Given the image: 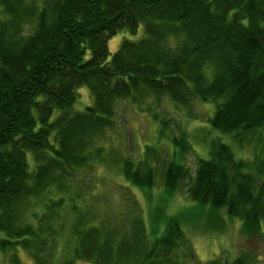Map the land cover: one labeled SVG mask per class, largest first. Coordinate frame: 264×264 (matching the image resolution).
<instances>
[{
  "label": "trees",
  "instance_id": "obj_1",
  "mask_svg": "<svg viewBox=\"0 0 264 264\" xmlns=\"http://www.w3.org/2000/svg\"><path fill=\"white\" fill-rule=\"evenodd\" d=\"M0 6V252L21 248L36 264H54L59 232L70 223L77 258L94 264H249L244 255L202 263L183 219H201L205 206L241 218L250 237L262 232L264 0H0ZM143 24L145 37L125 39L109 58L110 39ZM82 86L94 104L77 111ZM150 98H169L194 116L196 101L210 104L211 128L254 148L252 161L239 159L218 135L194 175L170 160L161 180L151 165L157 149L148 146L137 160L115 157L127 181L143 189L162 182L174 196L190 180L197 206L170 214L156 203L151 235L143 208L118 221L103 217L91 175L80 177L112 159L103 139L116 127L118 103ZM188 137L176 136L175 150H189Z\"/></svg>",
  "mask_w": 264,
  "mask_h": 264
},
{
  "label": "rangeland",
  "instance_id": "obj_2",
  "mask_svg": "<svg viewBox=\"0 0 264 264\" xmlns=\"http://www.w3.org/2000/svg\"><path fill=\"white\" fill-rule=\"evenodd\" d=\"M4 16L0 6V18ZM145 35L144 24L134 33L128 29L119 31L109 41V58L120 48L125 39L139 41ZM78 92L79 96L74 104L75 110L84 111L94 104V96L88 86L80 87ZM192 111L196 116L188 113L187 109L169 98L160 102L150 98L144 105H137L127 99L118 103L116 127L107 132L103 139L108 151L112 153L110 155L106 151V154L109 159H112L108 162L96 163L92 174L82 173L80 175V177L91 175L93 182L90 190L97 196V208L103 217L108 216V219L115 218L118 221L131 210L137 212L139 208H143L146 227L151 235V213L155 205L165 207L170 214H177L183 208L191 209L197 206L189 195L190 180L185 182L174 196L163 190L162 182L151 190L143 189L127 181L115 157L122 159L128 155L137 160L140 157L143 158L149 146L160 152L157 154L160 159L154 156L155 159L151 161L160 180L161 172L165 169L164 163L170 160L180 162L191 175H194L198 165L197 161L200 158H210V139L219 135L220 140L228 144L239 159L253 160V146H241L233 142L230 135L211 128L208 120L214 113L212 105L196 101ZM161 131L163 134L160 133ZM185 133L189 135L188 139L191 143L189 150L185 151L180 147L178 151L175 150L174 138L176 136L181 138ZM261 154L263 155V152ZM134 200H137L138 206L133 203ZM167 200L169 201L166 204ZM35 208L41 213L44 212L40 206ZM200 210L202 218L183 219V229L192 243L197 258L202 263L217 258H220L223 263H231L234 258L244 255L249 264H264V226L260 234L250 237L243 231L241 218L232 217L224 210H215L205 206ZM77 243L72 232V225L66 223L57 238L54 264H64L69 260L72 264H94L77 258ZM15 255H18L21 264H36L31 254L21 248L16 251L0 252V264H14L12 262ZM190 264H195V262L191 261Z\"/></svg>",
  "mask_w": 264,
  "mask_h": 264
}]
</instances>
